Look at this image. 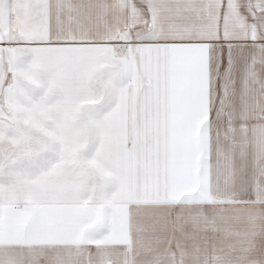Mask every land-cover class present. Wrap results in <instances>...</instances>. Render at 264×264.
<instances>
[{"label":"snow or ice","instance_id":"6c2138e0","mask_svg":"<svg viewBox=\"0 0 264 264\" xmlns=\"http://www.w3.org/2000/svg\"><path fill=\"white\" fill-rule=\"evenodd\" d=\"M0 264H264V0H0Z\"/></svg>","mask_w":264,"mask_h":264}]
</instances>
